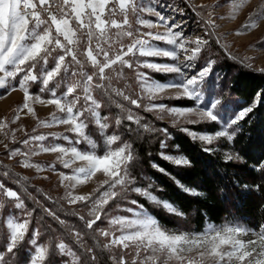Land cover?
Returning a JSON list of instances; mask_svg holds the SVG:
<instances>
[{"label": "snow or ice", "instance_id": "obj_1", "mask_svg": "<svg viewBox=\"0 0 264 264\" xmlns=\"http://www.w3.org/2000/svg\"><path fill=\"white\" fill-rule=\"evenodd\" d=\"M247 2L248 0H232V18ZM145 12H153L165 31H150L149 29H155L158 25L142 18ZM261 19H264V5L251 13L248 22L242 27L249 31L255 29ZM206 23L210 27L214 26L211 19ZM136 25L142 26L145 31L141 32ZM174 28H179L175 21L170 23L164 15L141 3L140 0H0V88L8 91H16L18 88L23 92V103L17 109V113L27 110L29 114L35 116L31 104L39 103L54 105L57 111L63 114L58 116L53 113L50 120L39 121V125L69 126L66 130L74 133V137H56L68 141V146L59 143L49 146L37 145L41 152L58 153L57 160L63 167L72 169L71 175L60 173L61 184L66 180L72 181L70 187L75 188L78 184L92 179L97 173L105 177L89 195L73 196L71 191L67 193L69 203L91 202L88 214L94 218L86 221L88 229H93L101 220V213L110 200L128 191L145 197L169 213L183 215L171 203L159 199L147 188L133 186L135 177L130 172L135 160L133 145L121 140L115 131L109 134L108 117L101 115V103L93 95L94 89L102 90L105 94L111 92L140 108L139 98H132L131 95L125 94L124 90L112 87L111 73H115L117 78L122 75V71H118L115 66H119L121 70L151 69L157 73L176 74L180 79L170 83L160 82L151 79L142 71H137L136 78L149 100L156 99L169 89H178L180 91L171 98H187L195 101L196 106L177 108L149 103L144 107L145 111H167L177 120L196 117L187 119L186 123L189 124L221 120L217 112L222 104L220 98L209 100L207 107H201L200 85L210 74L215 61L209 60L191 76L185 73V68L191 66L190 62L201 56L208 40L203 37L184 38L183 33L174 31ZM155 41L171 47L156 46L153 43ZM181 54L184 63L179 61ZM151 57L169 58L174 63L149 62L147 58ZM85 65L91 66V74L83 71ZM73 66L76 70H70ZM247 66L252 67V64L249 63ZM259 71L264 72V68ZM94 78L97 81L95 83ZM13 81L16 83L13 84ZM33 83H39L40 93H47L50 98L45 100L40 95H33L29 90L30 84ZM78 89L82 96L76 94ZM260 96L261 94L257 93L254 103L239 110L225 122L223 129L212 135L190 132L187 128L181 130L188 132L193 140L208 145L220 138L232 141L234 133L229 129L257 107ZM81 99L84 104L77 107ZM115 106L125 111L123 104L116 103ZM126 111L127 115L123 119L141 125L140 119L131 109ZM19 118L17 114L13 123ZM89 123H94L99 129V138L102 139L103 145L100 153L97 151L96 140L86 131ZM121 123V117H116L115 125L119 126ZM6 127L7 123L0 121V129ZM142 127L145 131H151L146 124ZM31 139L45 141L47 137L37 135ZM23 143L27 145L29 140L26 139ZM81 144L87 147L81 148ZM160 147L166 148L167 145L162 141ZM204 151H211V148H205ZM15 155L27 156L19 149L10 153V156ZM160 155L164 160L177 166L191 164V161L182 155H166L163 152ZM227 159L232 160L234 157L229 155ZM77 162H81V165L73 168ZM23 167L42 170L39 165L31 164L27 160ZM152 167L167 174L158 164L153 163ZM3 176L8 177L9 173L5 172ZM23 179L25 178L20 177L14 182L20 184ZM184 191L191 190L185 188ZM97 192L99 195L95 196ZM6 203L16 209L25 207L18 190L5 187V183L0 182V212L5 209ZM131 203L139 208V211L132 208L127 210L133 213V218L113 217L110 220V224L120 226V235L102 229L99 233L104 237L111 236L108 243L103 245L105 248L122 246L128 249L133 246L136 257H140L143 252L145 255L139 260V264H264V226L257 231L231 222L223 225L209 223L200 233H173L163 229L144 209L143 204L135 199L131 200ZM31 214L26 212L28 217H31ZM50 214L55 215L51 212ZM80 219L83 220L84 217L81 216ZM60 223L63 224L64 221ZM29 224V219L6 218L7 232L4 237V250L0 251V264H8L5 254L14 257L16 250L24 244L29 248L28 264H46L54 250L62 256L71 257V264H79L80 257L63 241L53 247L50 244L38 243V231L29 236ZM70 234L78 243L81 242L78 232ZM26 236H29L27 241ZM84 250L86 253L93 252L92 248L86 246ZM91 258L95 260L94 255ZM119 264H125L123 257L120 258ZM132 264H138L137 260L133 259Z\"/></svg>", "mask_w": 264, "mask_h": 264}, {"label": "rangeland", "instance_id": "obj_2", "mask_svg": "<svg viewBox=\"0 0 264 264\" xmlns=\"http://www.w3.org/2000/svg\"><path fill=\"white\" fill-rule=\"evenodd\" d=\"M140 2L147 5L149 8L154 9L156 12L164 15L170 23L175 21V23L179 25V28H174V31L182 32L184 38L195 39L196 37H203L204 39L208 40V44L203 49L201 56L190 62L191 66L185 68V73L186 75L191 76L204 67L209 60L215 61V63L212 65L210 74L203 84L200 85V88L202 89L201 107H207L209 100L220 98L222 100V104L218 107L217 112L219 113L221 120L217 122L189 124L186 123V120L196 119V117L191 116L177 120L175 116L168 114L167 111H145L144 107L149 103L164 104L167 107L177 108L196 106L195 101L189 100L187 98H171L175 96L178 91H180L178 89H169L166 92L160 94V96L156 99L149 100L147 95L142 92L140 81H138L136 78L137 71H142L151 79H155L160 82L170 83L173 80L180 79V77H178L176 74L157 73L153 72L151 69L140 68L132 70L123 68L121 70L119 66H115L118 71H122V75L117 78L115 73H111L113 76L112 87L124 90L125 94L131 95L132 98H139L141 103L140 108H136V106L129 104L128 101H124L122 97H117L111 92L105 94L102 90L94 89L93 95L101 103V115L104 116V111L106 113L105 116L108 117V123L110 125L109 134H111L112 131H115L116 134L119 135L120 126L115 125V118L119 116L121 117L122 121H127L126 119H123V117L127 115L126 110L131 109L135 116H137L141 121V125L127 121L134 124L136 127L134 129V135H136L135 137H150L151 144H157L159 147V157H161L160 154L162 152L166 155L184 156L178 151L177 147H172L170 144L173 139V132L183 133L190 136L188 132L181 130L183 128H187L190 132L212 135L216 131L223 129L225 122L229 121L236 113H238L239 110L248 107L246 106L245 101L236 97L231 90L233 77L236 74L237 69H234L235 71H230L227 69L226 64L227 59H231V61L246 65L251 63L252 68L257 70L264 68V19L259 20L258 26L250 31L244 30L242 27L248 22L250 14L258 10L261 5H264V0H248V2L242 8H240L238 12L235 13L234 18H232V0H140ZM142 18L149 19L158 25L155 29H149L150 31H165V28L160 25L159 20L153 12L143 13ZM209 19L214 21V26L210 27L206 23V21ZM136 27H138L141 32L145 31L142 26L136 25ZM238 32L241 34L238 35ZM218 40L219 43H217ZM153 43L156 46L171 47L159 41H155ZM233 57H235V59H233ZM68 59L70 60V57ZM147 59L149 62L153 63H174V61L169 58L151 57ZM179 61L184 63L182 54L179 56ZM70 70H76V67L73 66ZM83 71L91 74V66L85 65ZM95 82L97 81L94 78V83ZM12 83L15 84L16 82L13 81ZM39 88V83H33L29 86V90L33 95H40L41 98L45 100L50 98L47 93H40ZM57 93L58 95L60 94L59 89L57 90ZM76 94L82 96V93L79 89L77 90ZM177 100H182L187 104L190 103V105H176L175 102ZM22 103L23 92L21 90L17 88L16 91H8L5 88H0V121L5 122L8 125V127L0 129V182L5 183V187L18 190L21 198L24 200L25 205L24 209H16L6 203L7 207L3 210V212H0V251L4 250V237L7 232L6 218H16L19 220L29 219V236L32 233L38 231V243H46L50 245H56L61 241L66 243L59 236L51 238L50 240V238L44 234L43 226L40 223V220L38 219L37 222L34 220V223L31 217L26 216V212H33L30 208V205L27 206L28 203L35 201L36 204L44 209V211L47 210V213H49L51 216V230H53V233L61 230V226H63V228L68 231L69 235L75 240V238L70 233L78 232L81 236V242H79V244L82 246V249L85 246L93 249L92 253H87L86 264H101L105 260H108V262L111 264H119L121 257L124 258L125 264H132L133 259H136L139 264V260L145 255L143 252H141L140 257H136L133 246H130L128 249H124L122 246L105 248L103 245L108 243V241L111 239V236H101L99 230L102 229L110 231L117 236L120 235V226L110 224V220L113 217L133 218V213L127 210L132 208L135 211H139V208H137L136 205H133L131 200H137L138 197H145L140 196L132 191L121 193L120 196L114 200H110L108 205H105L104 210L101 213V220L93 226V229H88L86 226V221L94 218L88 214L91 208V202L69 203V197L67 196V193L71 191L73 196L89 195L94 192V190L105 179V177L103 174L97 173L92 179L88 180L86 183L78 184L75 188L70 187V185L73 183L72 181L66 180L63 184H61L60 173L71 175L72 169H65L63 167V165L57 160V156L59 155L58 153L41 152L37 145L43 144L44 146H49L53 143H59L67 147L68 141L59 140L56 139V137L69 136L72 138L75 136V134L66 130L69 127L67 125H52L51 127L39 125V121L50 120L53 113H56L58 116L63 115L57 111L54 105L39 103L31 104L35 110V116H33L29 114L27 110L17 113V109L21 107ZM116 103L123 104L125 111H121V109L117 108L115 106ZM83 104L84 101L81 99L77 107H80ZM115 108L117 109V116L112 114V111ZM17 114L20 118L16 120L15 123H13V120ZM89 119L91 118L89 117ZM241 122L242 120L237 125H233L232 128L229 129L230 132L234 133L233 140L241 129ZM145 124L151 129V131L144 130L142 125ZM165 125L168 126V128ZM129 128L131 129L130 126ZM86 131L89 133L92 139L96 140L98 145L97 151L100 153L103 145L102 139L99 138V129L94 123H89V128ZM37 135H43L47 137V139L45 141H35L31 139V137ZM26 139L29 140V144L27 145L23 143V141ZM233 140L228 141L226 138H220L214 140L211 145L199 140L196 141L203 144L206 148H211V150H220L225 146H227V148L231 147L234 144ZM162 141L167 145L166 148L160 147ZM5 145H7V147H5ZM80 147L86 148L87 146L81 144ZM171 147L172 150L175 149V151H169L168 149ZM16 149H19L21 153H26L27 156H10V153ZM33 153L36 154L33 155ZM231 154L232 153H228V156ZM233 157L235 158V156ZM25 160L31 164L39 165L40 169L42 170H37L35 167H23ZM80 165L81 162H77L75 165H73V168ZM133 170H135V174L133 173ZM5 172L9 173L8 177L3 176ZM130 172L135 177L133 186L148 189V187L143 186V183L146 180V173L145 169L138 165V159L136 161L134 160V163L130 168ZM20 177L25 179H23L20 184H16L14 181ZM101 191H103V189H101ZM38 193H40L41 196L48 200L51 204H54L56 208L66 209L74 212L79 218L78 221H76L77 223H67V221H64V223L61 224V226H59L56 230L53 225L54 222H60L63 220L58 217L59 215L57 216L50 214V212H53L42 203L41 196L39 197ZM98 195V192L95 193V196ZM95 196L92 198L95 199ZM148 202L156 207H161L151 201ZM144 209L150 215H152L145 207ZM33 215H36V213H33ZM81 216L84 217L83 220L80 219ZM48 224L50 225L49 222ZM162 228L173 233H197L171 230L164 227ZM29 236L25 237L26 241L29 239ZM75 242L77 241L75 240ZM69 247L71 246L69 245ZM28 251V245L24 244L21 245L18 250H16V255L14 257H12L11 254H5L8 264H28ZM76 254L80 257L79 264H83L84 257L78 253ZM58 255L62 260V264H71V257L62 256L59 252ZM92 255L95 256V260H92Z\"/></svg>", "mask_w": 264, "mask_h": 264}, {"label": "trees", "instance_id": "obj_3", "mask_svg": "<svg viewBox=\"0 0 264 264\" xmlns=\"http://www.w3.org/2000/svg\"><path fill=\"white\" fill-rule=\"evenodd\" d=\"M226 67L230 71L237 69L231 90L236 97L245 101L246 106L255 102L257 93L261 94L257 107L242 120L241 129L234 137L231 147L204 151L206 147L200 142L186 134L173 132L171 146L177 147L178 151L191 161L190 166L177 167L158 156L159 147L157 144H151L150 137H135L134 124L122 121L119 125L121 140L133 145L135 161L138 159V165L145 169L146 180L143 186L183 213L177 216L154 206L145 198L138 197V203L143 204L166 229L200 233L209 223L223 225L228 222L257 231L264 226V72L231 59H227ZM175 103L190 105L182 100ZM116 112L115 108L112 114L117 116ZM105 114L103 111L104 116ZM172 147L168 149L171 152L175 151ZM228 153H232L231 156L235 158L228 160ZM152 163L164 168L167 174L153 169ZM133 173L135 174V170ZM185 188L191 191L186 192ZM38 195L41 196L40 193ZM41 201L63 221L77 223L79 218L74 212L58 209L42 196ZM29 205L33 211L32 221L40 220L44 234L50 240L61 237L74 252L84 257L86 264L87 253L84 248L75 242L61 223L54 222V228L57 230L61 226V230L53 233L49 213L35 201L27 206ZM54 251L46 264H62L58 251ZM101 264L111 263L105 260Z\"/></svg>", "mask_w": 264, "mask_h": 264}]
</instances>
